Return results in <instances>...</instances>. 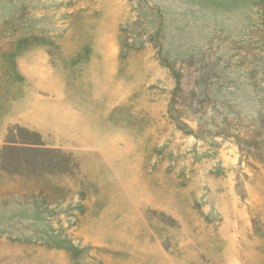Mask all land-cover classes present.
<instances>
[{
	"label": "rangeland",
	"instance_id": "1",
	"mask_svg": "<svg viewBox=\"0 0 264 264\" xmlns=\"http://www.w3.org/2000/svg\"><path fill=\"white\" fill-rule=\"evenodd\" d=\"M0 264H264V0H0Z\"/></svg>",
	"mask_w": 264,
	"mask_h": 264
}]
</instances>
